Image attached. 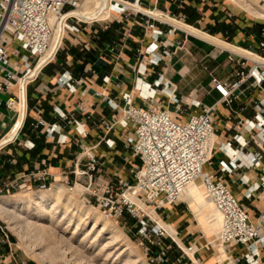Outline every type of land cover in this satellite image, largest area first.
<instances>
[{"label": "crops", "instance_id": "crops-1", "mask_svg": "<svg viewBox=\"0 0 264 264\" xmlns=\"http://www.w3.org/2000/svg\"><path fill=\"white\" fill-rule=\"evenodd\" d=\"M123 1L140 9L142 14L129 12L113 15L109 0L105 17L88 21L92 23L82 25L78 35L68 34L55 59L41 69L36 80L27 86L25 118L15 134L16 128L11 129L16 114L4 106L8 94L0 95V196L17 190H22L20 193L32 191L40 184L52 186L72 182L73 164L81 157L82 148L94 146L99 136L114 141L111 149L101 143L94 150L96 156L104 155L99 161L101 179L111 183H116L118 178L129 182L131 171L140 162L125 147L128 136L125 130L116 127L105 135V126L113 123L116 117V111L108 106L107 100L122 106V94L133 92L134 103L142 106L135 94V84L152 83L158 73L164 74V80L171 86L167 90L173 91L182 105L192 101L209 106L216 104L219 94L214 90L211 78L235 82L237 79L233 74L238 70L236 60H240V57L253 58L191 35L179 23L216 38L230 48L263 56L264 60L260 48L264 42V22L248 18L242 8L228 0ZM159 15L166 16L165 23L159 25L164 33L175 30L171 36L161 37L171 56L157 65H150V56L144 52L152 42L146 24L151 22L149 17ZM110 48H114V52H110ZM162 51L160 45L159 54ZM229 57L234 61H230ZM138 68H145L143 76L138 74ZM62 76L63 80L71 79L68 85L60 81ZM16 93L15 88L10 91L12 96H16ZM96 93L102 96H96ZM237 94L238 99L232 104L216 106L213 115L216 141L212 159L203 167V171L226 182L255 224L261 210L258 193L252 192L249 198L245 194L249 188L256 186L258 171L241 168L222 173L219 166V162L231 159L221 150V146L231 142L233 150H240L235 137L247 143L243 153H258L264 147L262 133L239 125V122L244 124L253 120L255 103L262 99L263 93L252 85V80H248L237 90ZM157 98L158 103L166 105L165 94H159ZM79 106L85 107L89 120L77 111ZM168 108L174 111L173 105ZM55 110L66 114L67 119L59 118ZM228 116L230 121H226ZM20 117L17 122H20ZM38 119L47 124H56L58 132L48 136L43 128H32ZM73 119L79 122V130H83L86 137L78 135ZM9 133L11 136L14 134L12 138ZM246 180L247 184L241 183ZM212 212L213 207L207 199L196 201L191 198L190 202L181 200L175 206L163 208L158 215L162 223L174 229L176 237L172 238L180 247H197L195 257L203 264H247L244 259L246 250L242 246H223L221 249L217 243L210 246L205 244L220 232L212 223ZM9 231L0 221V264H37L20 253L14 235ZM164 246H171L169 258L173 262L180 251L168 238L164 239ZM259 264H264V249L259 251Z\"/></svg>", "mask_w": 264, "mask_h": 264}, {"label": "built area", "instance_id": "built-area-1", "mask_svg": "<svg viewBox=\"0 0 264 264\" xmlns=\"http://www.w3.org/2000/svg\"><path fill=\"white\" fill-rule=\"evenodd\" d=\"M83 1L0 0V95L8 94L4 106L16 114L13 124L16 132L25 118L27 86L36 80L41 69L55 59L68 34L78 35L82 25L92 23L69 15ZM229 2L237 6L234 1ZM111 4L113 15L120 16L129 12L134 15L142 14L140 9L123 0H111ZM51 18L59 19L62 23L63 34L59 41L54 40L57 25ZM149 18L151 22L146 24V28L151 32L152 42L144 52L150 56L149 64L157 65L171 56L166 50L167 45L161 42V37L171 36L175 30L170 29L164 33L160 29L159 25L165 23L166 16ZM160 45L163 47L161 54ZM260 48L264 55V42L260 44ZM109 51L114 52V48ZM42 57L44 59L41 61ZM258 57L263 59V56ZM229 60L234 61L231 57ZM248 62L251 63L250 66ZM236 64L238 70L233 74L237 79L235 82L211 78L219 100L210 106L198 101L182 105L173 95V91L167 90L171 86L164 80L163 73H158L157 79L152 83L135 84V94L142 106L134 103L133 92L122 94V106L107 100L108 106L116 111V117L113 123L105 126V135L116 127L125 130L128 134L125 147L140 162L131 171L129 182L119 178L116 183L101 179L102 167L99 161L104 155L96 156L94 150L101 143L109 149L114 146V141L105 136H99L94 146L83 147L81 157L73 164V180L65 183L68 192L74 193L79 189L83 202L95 208L105 220L118 223L127 216L134 221L132 227L136 228L135 234L141 239L148 264H203L195 257L198 249L194 245L180 247L159 224L161 219L158 215L163 208L177 205L183 192L194 182H200L207 199L221 216L219 235L214 242L207 245L217 243L222 247L242 246L246 250L244 259L247 264H259V251L264 249V147L258 153H243L247 143L235 137L234 141H238L240 150H233L231 142L224 144L221 150L226 153L231 151L234 158L228 162H219L222 173H231L241 168L258 171L256 186L249 188L245 194L249 198L252 192L258 193L261 210L255 224L242 209L226 182L221 177H213L203 171V167L210 163L214 151L217 129L213 115L216 106H228L236 101L237 90L248 80H252V85L263 96L255 103L256 113L253 120L244 124L239 122V125H244L249 131L262 133L264 138V64L244 57L236 60ZM137 72L143 76L145 68H138ZM62 78L63 76L60 81L68 85L71 79ZM14 88L17 91L16 96L10 94ZM159 94L166 95V105L158 103ZM169 105L174 106V111L169 110ZM77 111L90 119L85 107L79 106ZM54 113L63 120L67 119L66 114H60L57 110ZM20 114L22 117L18 124ZM230 119L228 116L226 121ZM72 121L78 135L86 137L87 134L79 130V122L74 119ZM32 128H43L48 136H53L59 130L56 124H47L42 119L33 123ZM241 183L245 185L248 180ZM50 186L40 184L35 189L45 191ZM137 203L144 209H140ZM151 212H155L158 219L153 218ZM166 238L180 251L173 262L169 258L171 246H164Z\"/></svg>", "mask_w": 264, "mask_h": 264}, {"label": "bare ground", "instance_id": "bare-ground-1", "mask_svg": "<svg viewBox=\"0 0 264 264\" xmlns=\"http://www.w3.org/2000/svg\"><path fill=\"white\" fill-rule=\"evenodd\" d=\"M108 1L109 0H84L83 1L84 3L82 2L80 7L76 10H73L69 15L75 16L84 21H93L98 17L103 18L106 16V8L108 5ZM232 1H234L236 5L239 6V8H242L245 12L249 13L250 15L259 19H264V0H253L249 2H241L240 0H232ZM51 21L57 25L56 39H58L59 41L63 32L62 23H60L59 19H55V18H51ZM170 22H173L174 24L176 23L175 21L172 20ZM178 25L182 27L184 30L188 31L191 35L207 40L214 45L223 48H228L236 54L252 56L253 60L264 64V60L256 55H249L247 52L243 50L237 48H230L223 42L217 40L216 38L209 37L193 28L191 29L183 25L182 23H179ZM43 59L44 57L41 58V61ZM21 117H20V121H21ZM17 123L19 124L20 122L18 121ZM14 129L15 128L13 126L11 130L13 131ZM15 133L16 131L14 132V134ZM12 136L10 138H12ZM228 152L227 155L231 159H233V156L231 155L232 152L231 151H230L231 153ZM66 189L67 188H65L63 185L56 184V185H52L48 191L45 190V191L32 192L29 195L19 194L18 196L12 197L11 199L0 197V219H2L4 222H7L9 224L11 229L14 230V232L20 238L24 246L27 248V250L31 251L32 246H30L31 242H29V239L27 237L28 235L25 231H22L24 230L23 227L29 223V220L27 219L28 215L29 216L32 215L35 218H39V219L45 218V220H47L48 225L43 228H45V230L48 233L50 232L53 235L55 233L54 228L52 227V225L54 224L53 220L55 221L58 220L57 224L55 225V228L57 227V225L61 223L63 225H66L64 230H67L70 224L74 225V223L76 222L77 223L76 226L74 228L72 227L73 228L72 235H74L79 232L80 224H86V221L92 217L93 220L91 222L92 227L90 231L82 238V240H85L86 238L90 237V240L92 241L89 243V246H93L95 243L100 241V239L106 233L108 235L107 238L108 242L105 243L103 248L100 250L99 252L100 254L103 253L104 250L108 247L111 246L118 247L117 249L120 250L121 252L117 255L118 256L117 258L121 257V255L122 257L126 256L129 260H132L133 264H140L141 261L135 257V254L129 247L128 243L126 242L124 236L120 233V231L114 226H112L110 222L109 225L108 220L101 219L98 213H92L91 207H86L79 201L77 195L79 194L80 190L77 189L76 193L74 194V193H69L67 191L68 189L67 190ZM191 198H194V200L196 201H199L201 199H207L204 188L200 184V182H194L190 184L181 196V200L184 202H190ZM137 205L139 206L140 209H144L141 204L137 203ZM19 212H23V213L20 214ZM151 214L153 218L158 219V216L155 212H151ZM210 217L212 218V223L215 224V226L220 229L222 222L221 216L215 210L214 207ZM159 224L160 225L163 224V226L162 225L161 226L166 230L167 233L171 235V237L175 236L174 229L170 225L164 224L162 223V221H159ZM55 238L56 237H54V239ZM219 247L223 249L222 246L219 245ZM44 253H45L44 251L38 252L37 257L41 259L44 258L45 256ZM108 255L109 254H106V257H108ZM117 258L115 259L118 260Z\"/></svg>", "mask_w": 264, "mask_h": 264}, {"label": "rangeland", "instance_id": "rangeland-1", "mask_svg": "<svg viewBox=\"0 0 264 264\" xmlns=\"http://www.w3.org/2000/svg\"><path fill=\"white\" fill-rule=\"evenodd\" d=\"M244 14L252 20L264 22V19L256 18L245 11ZM56 38H57V33L55 32L54 40H56ZM9 136H11L10 133ZM215 141L216 138L214 142ZM63 186L67 188L65 184H63ZM49 189H47L46 191H48ZM21 191L22 190H17L16 192L11 193L9 195L1 194L0 197L11 199L12 197L18 196L19 194L29 195L32 192H37L36 189H32V191L20 193ZM75 193L76 192H74V194ZM79 194L77 195L79 201L84 206L90 207L89 205L83 202L81 195ZM91 211L92 213H98L100 218L103 219L100 213L95 208L92 209L91 207ZM19 213L21 214L23 212H19ZM27 219L29 220V223L23 227L24 230L22 231H25L28 235L27 237L29 239V242H31V244L30 243L29 244L30 246L33 247V248L31 247V251L27 250V248L24 246L20 238L17 236L14 230L11 229V227L7 222H4L2 219H0V221H2L3 225L6 228H8V230H10L9 231L10 233L14 235L17 248L19 249L20 253L27 258L33 259L37 264H133L132 260H129L126 256L122 257L121 255V257L117 258L118 257L117 255L121 252L120 250L117 249L118 247L111 246L112 248L108 247L104 250L103 253L101 254L99 253L100 250L105 245V243L108 242L107 240L108 235L106 233L100 239V241L95 243L93 246H89V243L92 241L90 240V237L86 238L85 240H82V238L90 231L92 227V223H91L93 221L92 217L86 221V224H80L79 232L74 235H72V233H73V228L77 224L76 222L74 223V225L70 224L69 228L67 230H64L66 225H63L61 223L57 225V227L55 228V225L57 224L58 220L57 221L53 220L54 224L52 225V227L54 228V232H55L54 235L56 236H54L50 232L48 233L45 230V228H43L48 225L47 220H45V218L39 219V218H35L32 215L31 216L28 215ZM109 222L111 223L112 226L117 228L120 231V233L124 236L129 247L135 254V257L141 261L140 264H148L147 257L145 256V252H144V247L141 245V239L135 234L136 228L132 227L134 221L130 220L127 216H125L118 223L108 220V223ZM205 235H207L206 232ZM54 237H56L57 239L56 238L54 239ZM215 238H216L215 236L212 237L211 240L209 242H205V244L214 242ZM40 251L45 252L44 253L45 256L42 259L37 257V253ZM105 252L106 254H109L108 257H106ZM115 258H117L118 260H116Z\"/></svg>", "mask_w": 264, "mask_h": 264}]
</instances>
